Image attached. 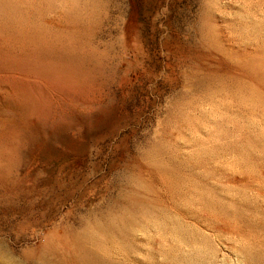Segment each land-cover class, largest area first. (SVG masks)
Here are the masks:
<instances>
[{
	"label": "rangeland",
	"instance_id": "1",
	"mask_svg": "<svg viewBox=\"0 0 264 264\" xmlns=\"http://www.w3.org/2000/svg\"><path fill=\"white\" fill-rule=\"evenodd\" d=\"M0 264H264V0H0Z\"/></svg>",
	"mask_w": 264,
	"mask_h": 264
},
{
	"label": "bare ground",
	"instance_id": "2",
	"mask_svg": "<svg viewBox=\"0 0 264 264\" xmlns=\"http://www.w3.org/2000/svg\"><path fill=\"white\" fill-rule=\"evenodd\" d=\"M72 242V241H71Z\"/></svg>",
	"mask_w": 264,
	"mask_h": 264
}]
</instances>
